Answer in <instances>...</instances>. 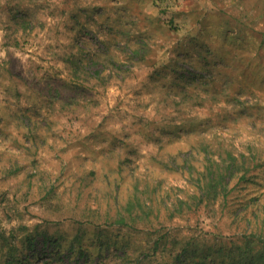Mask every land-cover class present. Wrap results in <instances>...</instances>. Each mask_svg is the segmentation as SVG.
<instances>
[{
  "label": "rangeland",
  "instance_id": "374dc122",
  "mask_svg": "<svg viewBox=\"0 0 264 264\" xmlns=\"http://www.w3.org/2000/svg\"><path fill=\"white\" fill-rule=\"evenodd\" d=\"M205 152L239 175L180 208ZM257 236L264 0H0V264H197L210 247L205 264H244Z\"/></svg>",
  "mask_w": 264,
  "mask_h": 264
},
{
  "label": "trees",
  "instance_id": "16d2710c",
  "mask_svg": "<svg viewBox=\"0 0 264 264\" xmlns=\"http://www.w3.org/2000/svg\"><path fill=\"white\" fill-rule=\"evenodd\" d=\"M204 152V151H203ZM205 157L203 160L207 164L205 165V170L201 172V176L203 179L202 183L198 184L196 191L192 192L191 194H188L184 199H180L177 202L178 207L181 208V205L184 203H187L188 201L194 202L195 206H197V203H201L204 201H207L208 199H212L215 201L219 196H221L223 199H225L227 195V188L230 184L231 179L233 176L238 173L237 170L239 168L235 165L234 160L236 158L229 155L231 158V161L226 162L225 164H220L221 162H218L216 158L213 157V154L205 152ZM243 156V155H242ZM227 159V158H226ZM226 161V160H225ZM184 166V164L180 165V167ZM244 165L241 166V170L244 169ZM181 169V168H180ZM239 175V174H236ZM191 176H189L190 179ZM244 178V173L241 175V177L238 176V181ZM200 178L198 180H201ZM255 236V234H253ZM46 241H48L50 244L57 243V240H52L50 237H45ZM257 239L259 240V243L262 246V249L264 248V237L257 236ZM158 242L156 241L154 243L153 251L157 248ZM29 247H32V244H30ZM248 246H245V248ZM261 249V250H262ZM199 249H194L192 252V257H199ZM216 251H220V248ZM186 252V248L183 247L181 250V253L179 254V257ZM189 254V253H188ZM212 254V248H208L207 252L205 254H202L197 260V264H205V261L210 257ZM243 256L245 259L244 264H264V256L262 252H256L253 253L251 248L248 247L243 251ZM8 263H11V260L8 261ZM243 263V262H242ZM189 264H192L189 262Z\"/></svg>",
  "mask_w": 264,
  "mask_h": 264
}]
</instances>
